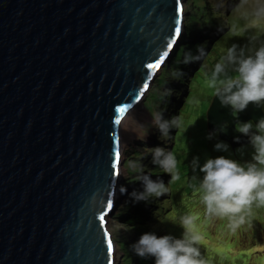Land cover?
I'll return each instance as SVG.
<instances>
[{
	"label": "water",
	"instance_id": "water-1",
	"mask_svg": "<svg viewBox=\"0 0 264 264\" xmlns=\"http://www.w3.org/2000/svg\"><path fill=\"white\" fill-rule=\"evenodd\" d=\"M184 2L0 0V264H114L115 155ZM261 118L214 95L206 129Z\"/></svg>",
	"mask_w": 264,
	"mask_h": 264
},
{
	"label": "clouds",
	"instance_id": "clouds-1",
	"mask_svg": "<svg viewBox=\"0 0 264 264\" xmlns=\"http://www.w3.org/2000/svg\"><path fill=\"white\" fill-rule=\"evenodd\" d=\"M237 1L240 2L241 0ZM252 1L254 2L253 5H256V9L251 13L253 5L250 6L248 14L253 17L252 20L253 23H256L255 26H259L264 23V0ZM182 12L183 27V6ZM224 15H226V17H224ZM224 15L220 14L219 16L224 19L230 18L225 11ZM219 16L207 23L210 24L212 28H207L206 24L202 23L199 25L198 30H195L192 34L199 35V33H201L202 35L208 32H210V35L218 34L221 31V24L217 20ZM182 27L180 28L181 35L179 37L176 36L175 50L164 58V63L166 62V64L163 63L161 65L160 69L157 70L156 76L159 75L163 68L169 64L170 59L177 51L180 41L186 36V31L183 30ZM222 28H225V30L220 32L218 36L224 35L228 31V24L225 23ZM207 42L209 43L210 41ZM205 44L206 43L197 46V55H193L191 51H184L182 63L185 65L182 67V71L178 68L172 72L167 70V73L175 80H178L179 84H174L169 87L166 86L161 92V97L163 101L165 99L166 106H171V103H177L178 101L176 98H178V100L180 99V94H178L174 88L180 87V84L183 82L179 79L184 76L186 70L192 67V65L187 64L202 61V59L208 54L205 51V48H207ZM200 67L201 64L196 68L200 69ZM196 68H191V75ZM154 79L153 82L157 81L158 78ZM190 81L191 80H187V82L183 83V97H186V93L189 92ZM207 83L209 88L214 91L215 97L219 100L220 104L225 107L230 106L233 112H242L247 109L249 104L264 107V45L260 46L258 50H255L254 54H246L243 47L233 44L227 49L226 55L214 65V70L211 72ZM164 84H168L167 81H165ZM164 84L162 83L161 85ZM146 95H148L147 92L145 96ZM145 96L140 103L144 109L143 101L146 99ZM179 108L180 107H177V110H179ZM163 111L164 109L161 111L158 110L152 114V124L159 130L162 139L169 138L170 131L181 125V120L178 114L168 120L164 119L166 115L163 114ZM262 113L264 116V112ZM148 118H150V116ZM239 124L240 127L238 132H236L234 126L233 128L228 126L229 132L233 133V136L232 134H230V136L234 138L239 136L237 133H241L249 137L250 144L254 148V154L251 161L241 164L237 160L219 156L215 159H207L203 163V166H200L198 157L193 158L192 160L193 168H198L199 172L203 174L202 179L197 178L198 191L201 193L200 199L204 205L207 217L223 218L224 220L228 218L230 220V227L234 230L245 223L246 215L250 214L253 204L264 206V118H261L255 124L251 121ZM139 126L143 127L142 125ZM254 128L255 130H253ZM220 131H224V128L221 127ZM207 133H209L208 139H212L217 132H211V134L207 131ZM219 133H217L219 137L217 139L221 142L215 145V150L226 152L228 151V145L224 142V139L220 137ZM146 134L147 130L144 137ZM138 138L141 139L139 136ZM149 148H151L149 151L152 156V163L161 168L165 173L169 174L171 176L170 181L179 179V175L176 173L177 160L172 151H169L170 146L163 148L159 145H155ZM123 159L125 161V158ZM129 167L136 173V176L134 178L130 177L124 185V182L120 185L119 181L117 186V190L119 187L121 194L128 193L131 186L134 187V189L125 196L124 210L126 211L122 212L126 216L130 213L135 216L140 211L141 217L147 219L148 214L150 213L149 210L154 208V206L147 204L145 207L138 209L139 206L131 204V202H126V200L130 198V196L136 202L147 201L152 196L159 198L168 192V186L165 185L162 179L155 180L152 177V174H149L147 171V175L144 174L145 167L141 161L131 162ZM127 178L129 177L127 176ZM141 186H143L142 189ZM116 193H118V191ZM116 202L117 200L114 205L112 203V209L110 212L115 210ZM198 218V215L195 214H187L181 217L184 231L182 237L179 239L174 238L171 235L157 237L154 233H145L139 238L137 243L131 245V249L142 259L154 257L155 264H206V261L201 256L199 248L196 246L201 240V236L195 231V222ZM121 219L123 220V218ZM112 242L115 246L113 240Z\"/></svg>",
	"mask_w": 264,
	"mask_h": 264
},
{
	"label": "rangeland",
	"instance_id": "rangeland-1",
	"mask_svg": "<svg viewBox=\"0 0 264 264\" xmlns=\"http://www.w3.org/2000/svg\"><path fill=\"white\" fill-rule=\"evenodd\" d=\"M208 1L210 5H212L214 1V7L212 6L214 11L219 10L221 14H224L225 11L227 16H230V18L225 19L220 16L217 18L221 24L220 28L224 27L225 23L228 24V31L224 35L217 36L209 42L205 50L208 53L205 57L207 58L206 64L201 67V69L196 68L190 76L193 82L189 83V92L186 93L187 96L184 97L183 117H180V129L182 134L180 136V142L178 144L176 142V149L173 153L177 160L176 173H178L179 179L176 181L175 192L174 194L172 193L173 196L170 199L169 205L172 206L171 208L173 211L176 210V213L173 217L162 219L160 223L162 229H167L165 234L179 239L182 237L184 231L181 217L187 214L198 215L199 218L197 221L202 220V223L201 225H195V231L201 236V240L196 246L199 248L201 256L206 261V264H264V206L253 204L250 214L246 215L245 223L235 230L230 227V220L228 218L225 220L217 217L208 218L205 213L204 205L200 199L201 193L198 191L197 178L202 179L203 174L199 172L198 168L194 169L192 166V160L196 157L199 158L200 166H203V163L207 159H215L219 156L237 160L241 164L252 160L254 148L250 144L248 136L237 133L240 136L232 139L233 145H228V151L226 152L215 150V145L221 142L215 136H213L212 139H208L209 133H207L206 130V110L215 94L214 91L209 88L207 81L211 72L214 70V65L226 55L227 49L233 44L243 47L246 54H254L255 50H258L260 46L264 45V23L255 26L256 23H253V17L248 14L249 7L254 4L252 0H241L240 2L237 0ZM255 9L256 5H253L251 13ZM183 11L184 24L182 28L187 32L190 25L193 24L188 23V18L194 16V8L190 1L185 0L183 3ZM197 22H201V25L206 21L198 19ZM205 24L207 28H212L210 24ZM211 48L212 50L210 51ZM164 64H166V62ZM159 75L163 76L162 83L164 84V82L167 81L168 84L157 87L156 84L153 85L155 83L153 82L150 85L147 94L153 89V91H157L154 92L155 94L161 96V92L166 86L169 87L174 84H179L178 80H175L171 75L168 73L166 75L164 69ZM159 75H157L155 79H157ZM171 96L174 97L173 95ZM145 97H147V95ZM176 100L178 101V98H176ZM160 102H163L162 97L160 100H157L156 105L158 106ZM137 104V109H139L140 112H143L144 116L141 118V114H137L136 110L135 112L130 113L129 120L127 121L120 138L121 158H126L127 153L134 150L137 151L145 161H147L146 158L150 153L149 149H151L149 147L159 145L165 148L169 147L171 143H169L168 138L162 139L161 133L152 124V114L157 112L158 109L156 110L154 107L151 109V100L146 98L143 101L144 107L148 113L140 103ZM262 111L264 112V107H262ZM149 116L150 118H148ZM139 125H142L143 127H140ZM146 130L147 134L144 137ZM253 130H255V128ZM138 136L142 140L139 139ZM177 140L178 138L175 137V141ZM127 167L125 168L123 166V168H121V175L119 177L120 185L122 182H125V179L128 176L126 171ZM144 174L147 175V172L145 171ZM189 185L190 187H188ZM142 188L143 186H141V189ZM133 189L134 187L131 186L128 193ZM191 189L193 191L189 194ZM117 191L115 210L106 218L105 227L115 243L114 263L120 264L122 254L118 242H121L125 238H129L130 234L128 232V226L125 225L124 220L120 219L126 216L122 211H126L124 210V200L128 193L121 194L119 187ZM185 204H187L190 212L185 213V210L182 208ZM117 213H119V217L117 216ZM208 219L212 220L214 223L217 222L215 227L217 231L215 234L214 232H209V234L213 233V236H210L208 232L206 233V231H204L208 226ZM212 228L211 231L214 230ZM259 228L261 231L256 234L258 241L255 243V248L249 247L247 250L236 252V250L239 249L240 242L244 239L242 236L236 238L237 234L249 232L252 234L251 236H254ZM224 235H226L227 241H221V238ZM217 240L220 245L214 243V241ZM228 249H233L235 254H227L226 250ZM252 254L263 256L257 257ZM240 256H243V258H240ZM121 264H128V262L124 260Z\"/></svg>",
	"mask_w": 264,
	"mask_h": 264
},
{
	"label": "trees",
	"instance_id": "trees-1",
	"mask_svg": "<svg viewBox=\"0 0 264 264\" xmlns=\"http://www.w3.org/2000/svg\"><path fill=\"white\" fill-rule=\"evenodd\" d=\"M188 1L191 2L192 7L194 8V16L188 18V23L189 24L193 23V24L190 25L189 30H187V32H186V36L180 41V43L177 47V51L175 52V55H173V57L170 59L169 64L163 68L165 74L167 73V70H170V72H172L173 70H175L177 68L180 71H182V67L185 65L182 63L184 51H191L193 53V55H197L198 54L197 53V46L203 45L204 43H206L205 46L207 47V45L209 44L207 41H211L213 38L218 36L220 34V32L225 30V28H221V31L218 34L216 33V34H212V35L209 34L210 32L204 33L202 35H201V33H199V35L192 34L193 32H195V30H198V27L200 25V22H197L198 19H202L203 21H206L205 23H209L210 21H212V19L219 16L221 14V12L219 10L214 11V9H212V6L214 7V4H213L214 1H213L212 5H210L208 0H188ZM224 17H226V15H224ZM205 50H206V48H205ZM211 50H212V48L210 49V51ZM205 57L202 59V61L190 63L187 65H192V67H191L192 69L196 68L199 64H201V67H203L207 62V58H205ZM201 67H200V69H201ZM191 68L186 70V72L184 73V76L181 79H179L181 82L185 83V82H187V80L188 81L191 80L190 79ZM162 81H163V76H159L157 81H155V83L153 85L156 84L157 87H159L161 85ZM190 82H193V80H191ZM183 83L180 84V87L174 88L176 90V92L178 94H180V99L178 100L177 103H174V104L171 103V106H166L165 99H164V101L162 99L163 102H160V104L157 106L156 102H157V100L161 99V96L158 94H155L154 92H157V91H153V89L147 95L146 98L151 100V107L152 108L154 107V108H156V110L158 109L159 111L164 109L163 114L166 115L164 117V119L170 120L173 116H177V114L179 117H183V105H184V101H183L184 85H183ZM154 90H157V89H154ZM177 107H180L179 110H177ZM181 134H182V131H181L180 127L176 128V129H172L169 133L170 137L168 139H170L169 143H171L169 151H172V153L175 152L176 142H177V144L180 142ZM175 137L178 138L177 141H175ZM141 158L142 157L139 155V153L137 151L131 150L130 152L127 153L123 166L125 168L128 166L126 171H127V175L129 178L126 179V181L123 183V185L130 179V177L134 178L136 176V173L132 172L131 171L132 169L129 167L130 163L134 162V161H141L143 166L145 167L144 170L147 171L149 174H152V177L155 180L162 179L164 181L165 185L168 186V192L164 196L159 197V198L152 196L147 201L136 202L131 198V196H130V198H128L126 200V202H131V204L139 206L138 209L145 207L147 204L154 206V208H151L149 210L150 213L148 214L147 219H144L143 217H141L140 211L135 216H133V214L130 213L123 218L125 225L128 226V231H129L130 237L123 239L121 242H118L119 247L121 248V254H122V259L120 261V264L122 262H124V260H126L128 262V264H155L154 257L142 259L139 256H137L132 251L131 245L137 243L139 238L145 233H154L155 235H157V237H162V236L168 235V234H165L166 233L165 231L167 229H162L160 221L164 218L173 217V216H175V213H176V210L173 211L171 208L172 206H170L169 204H170V199L173 196L172 193L174 194V192H175V185H176V181L178 179L175 181H170L171 176L169 174L165 173L157 165H154L152 163L151 153H149L148 157L146 158L147 161H145V159H143V158L141 159ZM186 177H187V174H186ZM188 187H190V185ZM192 191L193 190L191 189L189 194H191ZM127 204H130V203H127ZM182 208L185 210V213L190 212L188 210L187 204H185ZM117 216L119 217V213H117ZM201 223H202V220H198L195 222V225H198V224L201 225ZM216 224H217V222L214 223L212 220L208 219V226L209 227L207 226L204 231H206V233L208 232V234H209V232H214V234H215V232L217 231L215 228ZM211 228L214 230L211 231ZM260 231L261 230L259 228L258 231H256V233L254 234V236H251L252 234L249 232H245L242 234L238 233L236 238L242 236V238H244V239L239 244L240 250L237 249L236 252H241L242 250H247L249 247L255 248V243H257V241H258L256 234L259 233ZM214 234L210 233L209 235L213 236ZM221 239H222L221 241H227L226 235H224ZM214 243H216L217 245H220L218 240L214 241ZM233 251H234L233 249H228V250H226V253L227 254H230V253L235 254V252H233ZM255 253H257V252H255ZM255 256L261 257L263 255H260V256L255 255ZM240 258H243V256H240ZM236 261H238V260H236Z\"/></svg>",
	"mask_w": 264,
	"mask_h": 264
},
{
	"label": "snow or ice",
	"instance_id": "snow-or-ice-1",
	"mask_svg": "<svg viewBox=\"0 0 264 264\" xmlns=\"http://www.w3.org/2000/svg\"><path fill=\"white\" fill-rule=\"evenodd\" d=\"M175 35H176L177 37H179V36L181 35V29H180L179 27H177V28L175 29ZM174 43H176L175 40H173L172 43H170V44L168 45L169 49H171V46H172V44H174ZM167 55H168V52H164V54L160 57V59H159L158 62H156V63H152V64H149L148 67H149L150 69H154V70H155V69H160L161 65L164 63V58H165ZM143 87H144L145 90H147L149 86H148V84H144ZM141 94H143V93H141ZM125 111H126V109H125L124 107H121V108L119 109V112H120L121 114H123ZM116 123L119 124V123H121V121H120V120H116ZM115 159H116L117 162H119V160H120V153H119V152L116 153V155H115ZM107 207H108L109 209L112 208V203H111L110 201L108 202ZM104 219H105V215H101V216H100V220L103 221ZM107 248H108V252L111 253V252H112V249H113V244H112V241H111V240L108 241V243H107Z\"/></svg>",
	"mask_w": 264,
	"mask_h": 264
},
{
	"label": "flooded vegetation",
	"instance_id": "flooded-vegetation-1",
	"mask_svg": "<svg viewBox=\"0 0 264 264\" xmlns=\"http://www.w3.org/2000/svg\"><path fill=\"white\" fill-rule=\"evenodd\" d=\"M261 110H262V107H261ZM262 112H263V111H262ZM233 116H235V113H233ZM247 122H249V121H247ZM238 127H240V124H239V123H237V124L234 125V129H235L236 131H238V129H239ZM222 128H224V131H220V133H219L220 137L224 139V142H225L227 145L232 146V145H233V144H232V139H233V137H231L230 134H232V136H233V133H232V132H231V133L229 132V127L226 126L225 124L222 125ZM227 130H228V131H227ZM211 134H212V133H211ZM214 136H215L216 138H219L217 133H215Z\"/></svg>",
	"mask_w": 264,
	"mask_h": 264
},
{
	"label": "bare ground",
	"instance_id": "bare-ground-1",
	"mask_svg": "<svg viewBox=\"0 0 264 264\" xmlns=\"http://www.w3.org/2000/svg\"><path fill=\"white\" fill-rule=\"evenodd\" d=\"M173 50V49H172ZM137 106L138 104H136L132 109H131V112H135V110L137 111V114H141L140 117L142 118L144 115H143V112H140L139 109H137ZM139 112V113H138ZM129 120V118H128ZM121 175V173H120ZM116 193V192H115ZM117 194V193H116ZM116 194H115V197H114V201L116 200ZM114 203V202H113ZM112 212H110L111 214Z\"/></svg>",
	"mask_w": 264,
	"mask_h": 264
}]
</instances>
